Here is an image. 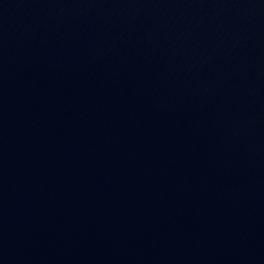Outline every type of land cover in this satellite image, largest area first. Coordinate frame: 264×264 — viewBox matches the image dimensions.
Instances as JSON below:
<instances>
[{
	"label": "water",
	"instance_id": "95a60500",
	"mask_svg": "<svg viewBox=\"0 0 264 264\" xmlns=\"http://www.w3.org/2000/svg\"><path fill=\"white\" fill-rule=\"evenodd\" d=\"M0 264H264V0H0Z\"/></svg>",
	"mask_w": 264,
	"mask_h": 264
}]
</instances>
